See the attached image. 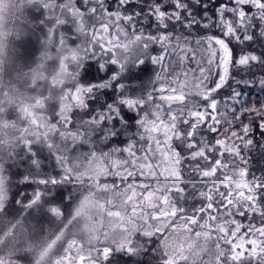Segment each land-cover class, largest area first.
I'll use <instances>...</instances> for the list:
<instances>
[{
    "label": "snow or ice",
    "instance_id": "6c2138e0",
    "mask_svg": "<svg viewBox=\"0 0 264 264\" xmlns=\"http://www.w3.org/2000/svg\"><path fill=\"white\" fill-rule=\"evenodd\" d=\"M35 9L45 38L85 42L74 111L7 165L24 166L9 191L30 189L12 203L56 216L82 189L96 213L55 264H264V0Z\"/></svg>",
    "mask_w": 264,
    "mask_h": 264
},
{
    "label": "rangeland",
    "instance_id": "374dc122",
    "mask_svg": "<svg viewBox=\"0 0 264 264\" xmlns=\"http://www.w3.org/2000/svg\"><path fill=\"white\" fill-rule=\"evenodd\" d=\"M35 6V0H17L14 6L0 0V264H55L67 244L86 247L90 239L86 227L50 215L47 206L29 209L11 202L17 188L9 191L8 181L18 179L14 173L24 166L7 165L19 161L26 145L57 130L56 115L74 110L73 57L82 55V47L36 43Z\"/></svg>",
    "mask_w": 264,
    "mask_h": 264
},
{
    "label": "trees",
    "instance_id": "16d2710c",
    "mask_svg": "<svg viewBox=\"0 0 264 264\" xmlns=\"http://www.w3.org/2000/svg\"><path fill=\"white\" fill-rule=\"evenodd\" d=\"M1 1L9 6H14L17 4V0H1ZM35 3L37 4V0H35ZM35 35H36L35 38L36 43H42L45 45H51L55 47L61 46V47L78 48V47H83L85 43L84 40H79L77 43L73 44L71 40L67 39V35H68L67 32L62 33L61 40L59 41L54 31H50L48 33V36L45 38L43 33L39 31L38 27L35 32ZM257 100H264V92H260L259 89H256L251 93V101L255 103ZM261 167H264V161H261L260 163L254 165L255 170H259ZM23 168L24 167L20 168V170H23ZM23 189L24 188L21 187L20 189H16L15 191H23ZM79 191H82V189L77 190V193L73 195V199L71 202L65 201L64 205H58V207L61 208L60 215L63 220L72 221L75 227L77 228L86 227L90 232L94 225V217L96 213L91 209H86L84 207H81V198L78 195ZM185 206L190 207L191 204L189 202H186Z\"/></svg>",
    "mask_w": 264,
    "mask_h": 264
}]
</instances>
